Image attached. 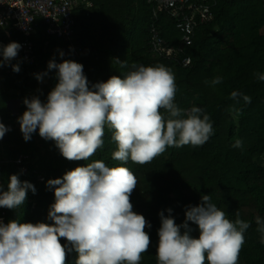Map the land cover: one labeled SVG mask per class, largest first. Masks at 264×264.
<instances>
[{"label": "trees", "instance_id": "16d2710c", "mask_svg": "<svg viewBox=\"0 0 264 264\" xmlns=\"http://www.w3.org/2000/svg\"><path fill=\"white\" fill-rule=\"evenodd\" d=\"M95 8L91 16L81 17L75 27L74 44L48 35L44 25L36 29L32 40L35 61H11L0 67V123L11 126L9 139L0 140V191L8 190L9 177L17 175L21 182L35 186L36 193H27L23 206L6 211L4 224L47 223L50 206L55 202L54 189L46 187L50 179L63 175L87 163L102 160L108 167L125 166L136 176L138 185L130 197L133 211L143 215L151 228L150 246L140 264H157L159 213L172 209L175 223L185 220L186 206H198L202 195H211L212 203L225 211L234 222L239 218L250 223L245 233V244L239 255V264H264V233L259 232L257 217L264 220V81L255 73L264 74V0H216L215 16L198 28L190 45L182 55L166 58L151 49V25L154 22V3L149 0H92ZM161 37L168 46L177 45L182 35L175 21L167 14L160 15ZM63 52V57L60 56ZM192 60L184 66L183 58ZM1 58V57H0ZM56 63L72 60L83 65L89 86L107 82L112 76L121 79L132 65H164L175 75L177 92L175 102L182 109L192 106L203 108L210 116L214 133L203 146L170 147L151 163L138 165L129 161L121 164L112 159L117 149L112 132L105 128L104 145L89 161H68L59 152L54 141H46L37 129L29 141L23 139L18 118L27 110L25 98L39 97L47 102L48 94L58 80L55 70L48 71L50 60ZM126 61V67L115 62ZM19 65L21 85L15 90L8 86L14 74L11 65ZM48 72L39 82L37 74ZM222 77V83L211 81ZM238 91L251 97L250 104L243 100L236 107L242 109L238 117L229 111L234 105L230 94ZM12 99H21L17 114L8 108ZM236 139L242 148L232 145ZM27 169L21 172L17 160ZM44 177V181L40 178ZM193 238H199L196 225ZM61 244L67 243L61 238ZM75 253H69L66 264H75Z\"/></svg>", "mask_w": 264, "mask_h": 264}, {"label": "clouds", "instance_id": "9594fccd", "mask_svg": "<svg viewBox=\"0 0 264 264\" xmlns=\"http://www.w3.org/2000/svg\"><path fill=\"white\" fill-rule=\"evenodd\" d=\"M20 49L16 42L0 49V67L10 64ZM115 62L127 66L126 61ZM11 67L19 73L18 64ZM47 68L55 70L58 83L46 103L39 97L25 98L27 110L18 123L26 142L39 129V136L54 141L68 161H89L104 145L105 128L117 146L112 159L138 165L151 163L170 147L203 146L214 133L203 108L177 105L175 75L164 65L134 64L123 79L112 76L91 86L83 65L75 61L56 63L53 59ZM47 75L44 72L35 78L42 82ZM255 75L264 81V74ZM222 79L216 77L211 84H220ZM229 98L235 102L229 109L234 117L241 114L242 109L236 107L241 99L246 105L251 103L250 96L238 91ZM7 131L0 123V140ZM232 146L242 148L243 142L236 139ZM137 185L128 167H108L102 160L48 180L46 187L54 189L55 197L47 216L52 223L14 220L5 225L0 221V264H66L69 253L76 254L75 264H140L151 243L145 231L151 224L133 211L130 197ZM29 191L35 194V186L11 175L8 190L0 191V208L23 206ZM167 212L168 216L164 211L158 214L157 264H239L250 227L239 213L230 221L212 203L211 195H202L198 206H186L180 225L172 209ZM190 223L197 226L198 239L193 238ZM256 223L264 233V220L257 217ZM61 238L67 243L62 245Z\"/></svg>", "mask_w": 264, "mask_h": 264}, {"label": "built area", "instance_id": "2783aa9c", "mask_svg": "<svg viewBox=\"0 0 264 264\" xmlns=\"http://www.w3.org/2000/svg\"><path fill=\"white\" fill-rule=\"evenodd\" d=\"M154 3V22L151 25L150 45L156 55L174 58L182 55L185 46L190 45L198 28L214 19L216 0H149ZM95 4L92 0H0V49L10 42L21 45L18 55L12 61L32 63L35 61L33 34L40 24L50 36L64 38L74 44L75 27L81 17L91 16ZM167 14L174 21L182 35L181 43L166 45L161 37L160 15ZM2 58V57H1ZM184 66L192 65L189 57L183 58ZM23 157L17 160L21 172L27 171L22 165ZM44 181V177L40 178ZM6 211H0L4 222Z\"/></svg>", "mask_w": 264, "mask_h": 264}, {"label": "water", "instance_id": "95a60500", "mask_svg": "<svg viewBox=\"0 0 264 264\" xmlns=\"http://www.w3.org/2000/svg\"><path fill=\"white\" fill-rule=\"evenodd\" d=\"M22 107V100L21 99H12L8 102V108L10 111L13 112V114H17ZM9 131H7L4 135V139L8 140L9 139V132L11 131L12 127L9 126L7 127Z\"/></svg>", "mask_w": 264, "mask_h": 264}, {"label": "rangeland", "instance_id": "374dc122", "mask_svg": "<svg viewBox=\"0 0 264 264\" xmlns=\"http://www.w3.org/2000/svg\"><path fill=\"white\" fill-rule=\"evenodd\" d=\"M21 80L20 75L15 73L13 79L8 83V86H11L13 88L12 90H15L16 85H21Z\"/></svg>", "mask_w": 264, "mask_h": 264}]
</instances>
